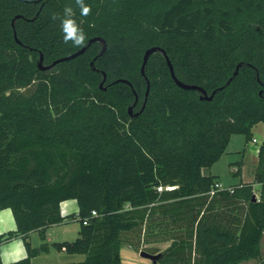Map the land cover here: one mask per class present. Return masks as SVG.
<instances>
[{
  "label": "trees",
  "instance_id": "trees-1",
  "mask_svg": "<svg viewBox=\"0 0 264 264\" xmlns=\"http://www.w3.org/2000/svg\"><path fill=\"white\" fill-rule=\"evenodd\" d=\"M84 2L87 16L75 0H0V210L17 223L0 264H32L47 227L72 218L79 236L53 245L84 257L55 264H124L125 243L159 241L171 243L152 264H264V139L255 200L254 182L219 189L203 173L264 123V0ZM66 6L83 46L64 41ZM70 198L79 211L64 215ZM20 234L28 256L4 263Z\"/></svg>",
  "mask_w": 264,
  "mask_h": 264
},
{
  "label": "crops",
  "instance_id": "crops-1",
  "mask_svg": "<svg viewBox=\"0 0 264 264\" xmlns=\"http://www.w3.org/2000/svg\"><path fill=\"white\" fill-rule=\"evenodd\" d=\"M254 128H253V131H254ZM236 135L237 134L232 135L229 145L232 143V141H234V139L240 140V138H235ZM260 138L264 139V129L263 131L260 132V135L257 141H254V139L252 141L258 142ZM240 142H242V144L244 145V150L247 152L249 149L248 143L250 141L243 142V139H241ZM258 149L259 147L256 149L257 164H258ZM244 166H245L244 157L243 159L239 160V164L231 165V167H233V173L236 175L241 174V176L244 173ZM240 167H241V172L237 173ZM203 173L204 174H216L218 175V180L222 182V180L220 179V175L216 171L213 170V166L204 167ZM254 178H255V171H254V175L252 179H243L241 177V181L239 183L254 182ZM236 184L238 183L229 184L228 186H233ZM260 188H261V184L258 182H254V190L257 196H259ZM61 210L64 215L77 214L79 211V205H78L77 200L74 198L63 200L61 202ZM16 229H17V223L15 220L13 210L10 207L1 209L0 210V234L7 233L9 231H15ZM80 229H81V222L79 218H72V219L66 220L65 222L58 223V224H52L49 227H47L45 241L48 244V249L40 251L38 254L34 255L31 258V263L32 264H55V263H61V262L82 260L84 257L83 254L68 253L65 249L59 250L53 245L54 242L72 241L76 239L79 236ZM27 240L31 243L33 247L39 246L43 242V239L41 237V233L39 230L31 231L27 236ZM27 256H28V249L25 243V239L21 234L14 236L12 239L5 241L1 245V258L4 263L14 262L22 258H25ZM244 262H241L240 264Z\"/></svg>",
  "mask_w": 264,
  "mask_h": 264
},
{
  "label": "rangeland",
  "instance_id": "rangeland-1",
  "mask_svg": "<svg viewBox=\"0 0 264 264\" xmlns=\"http://www.w3.org/2000/svg\"><path fill=\"white\" fill-rule=\"evenodd\" d=\"M264 129V123H258L254 128V137L259 138L260 132ZM235 138L243 139V142H246L245 136L243 134H237ZM240 140L232 141V143L227 147V150L222 155V157L213 165V170L220 175L222 183L226 186L233 183H239L241 177L243 179H252L254 171L257 165L256 149L262 143L263 139L260 138L258 142H253L252 140L248 143L249 149L246 152L244 150V145ZM244 157V173L236 175L233 173L232 164H239V160ZM238 160V161H237ZM171 241H159L152 243L141 242L139 245L140 249H136L129 243L123 245V261L124 264H152V259L141 255L140 251L144 250L150 253L161 252L166 249ZM149 248H152L151 250ZM262 250L264 256V238L262 241ZM157 251V252H156ZM258 261L255 259L245 261L242 264H257Z\"/></svg>",
  "mask_w": 264,
  "mask_h": 264
},
{
  "label": "clouds",
  "instance_id": "clouds-1",
  "mask_svg": "<svg viewBox=\"0 0 264 264\" xmlns=\"http://www.w3.org/2000/svg\"><path fill=\"white\" fill-rule=\"evenodd\" d=\"M76 4L80 8V14L87 16L91 13V7L87 5L84 0H75ZM74 17V11L72 7L66 6L64 9V18L61 21V28L64 33V41H71L75 46H83L85 43V33L80 25L77 24ZM57 16L54 14L53 19Z\"/></svg>",
  "mask_w": 264,
  "mask_h": 264
},
{
  "label": "water",
  "instance_id": "water-1",
  "mask_svg": "<svg viewBox=\"0 0 264 264\" xmlns=\"http://www.w3.org/2000/svg\"><path fill=\"white\" fill-rule=\"evenodd\" d=\"M98 39H100V40L103 41L104 49H105V47H106V42H105L104 39H102V38H100V37H93V38H91L89 44L92 43L93 41L98 40ZM86 48H87V46H84V47H82L80 50H78V51H76V52H74V53H72V54H69V55H67V56L61 57V58L55 60L52 64H49V65H45V64H43V56L41 55L40 60H39V66H40L41 69H47V68H50V67L54 66L56 63H58V62H60V61H64V60H67V59H71V58L76 57L77 55L83 53V52L86 50ZM157 49H159L158 46H152V47H150V48H148V49L146 50L145 55H144L143 67H142V72H143V73H144V71H145V65H146V63H147V60H148L150 54H151L152 52L156 51ZM162 51H163L164 54L166 55V58H167V60H168L169 66H170L171 74H172L173 78L176 80V82H177L178 84L184 86V87H197V86H195V85H189V84L183 83L182 81H180V80L177 78V76H176V74H175V71H174V67H173V65H172V63H171L169 57L167 56V54H166V52H165L164 50H162ZM104 75H105V73H104ZM148 89H149V83H148ZM200 89H201V88H200ZM201 90H202L203 93H206L203 89H201ZM204 96L207 97V98H212V95H206V94H205ZM131 109H132V108H131ZM256 198H257V195L254 194L253 199L255 200ZM140 254H141V255H144V256H146V257H148V258H150V259H152V261L154 262L155 259L159 256L160 253H150V252H147V251L142 250V251H140Z\"/></svg>",
  "mask_w": 264,
  "mask_h": 264
},
{
  "label": "built area",
  "instance_id": "built-area-1",
  "mask_svg": "<svg viewBox=\"0 0 264 264\" xmlns=\"http://www.w3.org/2000/svg\"><path fill=\"white\" fill-rule=\"evenodd\" d=\"M254 141H257V138H254ZM215 188H219V189H224L226 188V186L221 182V181H216L215 185H214ZM163 188H166V189H170L171 186L167 185V186H159L158 189L159 190H162ZM230 190L232 191L233 188L229 187ZM211 192H214V189L211 191ZM258 197V196H257ZM93 214H96V211H93Z\"/></svg>",
  "mask_w": 264,
  "mask_h": 264
}]
</instances>
